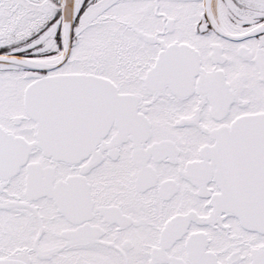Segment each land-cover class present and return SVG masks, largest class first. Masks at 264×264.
I'll return each instance as SVG.
<instances>
[{"label": "snow or ice", "instance_id": "obj_1", "mask_svg": "<svg viewBox=\"0 0 264 264\" xmlns=\"http://www.w3.org/2000/svg\"><path fill=\"white\" fill-rule=\"evenodd\" d=\"M0 264H264V0H0Z\"/></svg>", "mask_w": 264, "mask_h": 264}]
</instances>
